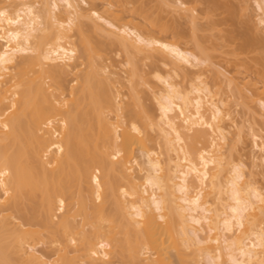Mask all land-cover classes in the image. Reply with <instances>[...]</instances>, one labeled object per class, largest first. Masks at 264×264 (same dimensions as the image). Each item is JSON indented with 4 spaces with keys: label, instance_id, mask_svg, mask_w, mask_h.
Masks as SVG:
<instances>
[{
    "label": "bare ground",
    "instance_id": "obj_1",
    "mask_svg": "<svg viewBox=\"0 0 264 264\" xmlns=\"http://www.w3.org/2000/svg\"><path fill=\"white\" fill-rule=\"evenodd\" d=\"M151 2L0 0V264H264V113L245 173L231 109L264 107V71L220 73L210 12ZM253 2L241 53L264 46Z\"/></svg>",
    "mask_w": 264,
    "mask_h": 264
},
{
    "label": "rangeland",
    "instance_id": "obj_2",
    "mask_svg": "<svg viewBox=\"0 0 264 264\" xmlns=\"http://www.w3.org/2000/svg\"><path fill=\"white\" fill-rule=\"evenodd\" d=\"M215 1L217 6L208 4L205 0H183V2L187 4V7H196L197 11L200 13H205L207 11L210 12V17L208 20L204 19L202 17V14L198 13L200 14L199 17L201 19L198 20L200 31L197 32V37L202 42V45L208 48L211 53L215 57H217V59H215V62H219L220 69H217L220 73L223 72L224 75L226 74L227 76L230 74L229 76L232 77L236 76L235 79L236 81H238V83H241L242 79L247 76L255 80V77L259 75L261 71H264V66L260 65V61L264 60L261 59V57L264 58V49H262V47L264 46L260 48L256 47L247 53H241L239 50V45L241 43L240 36L250 35L249 28H251V25L253 26L254 21L256 20V16L259 12L258 9L254 5L253 0ZM143 3L149 9V12H154L155 9H157V6L153 2H151V0H143ZM225 6L233 9L235 16L232 20H230L226 8H224ZM161 16L167 20L166 17L169 18L171 15H168V10H165L161 12ZM176 20V25H178V27L188 36L190 31L187 25V21L183 18H178ZM260 35L264 36L262 32L260 33ZM221 53L222 57L220 59L219 56ZM107 54L109 56L111 66L116 67V70H120V72L123 71L124 69L120 67V64L124 59L123 55L116 52V50L112 48L108 50ZM140 65L146 72L153 67L149 63H146V65ZM154 67L157 70L162 69L160 65ZM241 101L243 102L242 105H244V107L241 106L237 107L236 109L234 107L231 109H233V116L235 117V120H237V124H239L238 128H240L245 135L246 133L248 135V129L249 126L253 123L252 117H254L251 116V114L256 115V117L254 118L256 119L258 117L257 120H259L260 117L257 115L262 116V113H264V107H262L256 99L253 100L251 104L250 101H247V103L244 102V99H242ZM146 104L152 105L150 101H147ZM246 104H249L248 107H246ZM254 130L262 137V139H264V127L255 125ZM233 132H236L235 128L233 130H230L228 138L232 137ZM247 135L245 136L247 137L246 140L238 144V147L236 148L237 153L235 152L234 154L235 157L241 156L240 158H242L243 164H245L246 168L245 173H250L254 171V169L252 168L251 161L249 159L251 139L248 137L249 135ZM256 170L259 169H255V171ZM260 178L262 179V177L260 176L255 177L256 180L258 179L257 185L261 188H264V181H262ZM114 262L113 264H120L118 261H116L115 263Z\"/></svg>",
    "mask_w": 264,
    "mask_h": 264
},
{
    "label": "snow or ice",
    "instance_id": "obj_3",
    "mask_svg": "<svg viewBox=\"0 0 264 264\" xmlns=\"http://www.w3.org/2000/svg\"><path fill=\"white\" fill-rule=\"evenodd\" d=\"M0 15H5V13L0 12ZM261 23H264V20H262ZM141 42H143V41H141Z\"/></svg>",
    "mask_w": 264,
    "mask_h": 264
}]
</instances>
